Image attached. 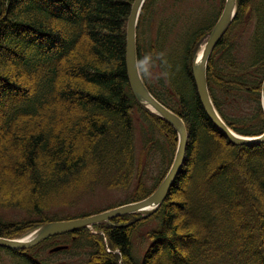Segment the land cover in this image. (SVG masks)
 Returning a JSON list of instances; mask_svg holds the SVG:
<instances>
[{
  "label": "trees",
  "instance_id": "16d2710c",
  "mask_svg": "<svg viewBox=\"0 0 264 264\" xmlns=\"http://www.w3.org/2000/svg\"><path fill=\"white\" fill-rule=\"evenodd\" d=\"M209 1L216 0H199L201 6L146 0L137 23L143 82L188 134L184 163L162 205L147 217L123 215L93 226L94 232L54 236L26 251L0 247L14 264H55L37 261L35 250L60 239L59 246H68L61 253L85 250L81 264H264V144L232 145L207 117L192 77V57L220 14ZM133 2L0 0V210L25 212L19 222L0 213V237L19 238L48 222L119 206L79 215L51 211L73 204L69 192L87 184L126 190L137 174L139 188L123 204L140 201L169 170L177 134L136 101L128 83L126 27ZM236 6L208 61L207 84L224 123L251 137L264 131V0H236ZM247 30L248 50L240 58L237 42ZM139 36L149 40L151 57L140 52ZM173 44L180 67L167 57ZM152 61L161 76L157 88L149 77ZM231 105L248 110L230 117ZM152 161L158 176L145 189ZM141 228H147L145 239Z\"/></svg>",
  "mask_w": 264,
  "mask_h": 264
},
{
  "label": "water",
  "instance_id": "95a60500",
  "mask_svg": "<svg viewBox=\"0 0 264 264\" xmlns=\"http://www.w3.org/2000/svg\"><path fill=\"white\" fill-rule=\"evenodd\" d=\"M146 0H134L127 19L126 27V69L128 75V83L130 90L136 100L155 113L159 117L168 122L177 134V148L171 167L167 174L156 188V190L148 197L133 203H128L98 214H94L84 218H77L64 221H53L43 224L32 232L29 237L20 239H7L0 237V247L10 250H26L30 249L49 237L66 234L90 228L101 222L111 220L113 218L126 215L136 214L143 211L153 212L159 208L167 197L179 171L185 160L186 146L188 142V134L185 124L179 116L163 106L147 89L141 78L136 55V28L142 6ZM236 0H225L223 10L220 17L216 21L209 37L201 48L199 60L197 54L192 63V76L196 87V92L201 105L207 114L209 120L222 133L232 145L253 147L264 144V131L259 136L245 137L233 132L221 119L211 100L207 85V64L210 55L232 24L236 14ZM261 103L264 114V78L261 84ZM66 246H58L50 249V252H58L66 249Z\"/></svg>",
  "mask_w": 264,
  "mask_h": 264
},
{
  "label": "rangeland",
  "instance_id": "374dc122",
  "mask_svg": "<svg viewBox=\"0 0 264 264\" xmlns=\"http://www.w3.org/2000/svg\"><path fill=\"white\" fill-rule=\"evenodd\" d=\"M199 0H187V2H189V5H195L194 3H196L197 5L201 6L200 3L198 2ZM216 6L219 7L218 8V14L221 13L223 6H224V0L223 3L220 2V0H216V1H209V6ZM186 7L181 6V8H179L181 11H186L185 9ZM199 11H197L196 13H194L195 15L198 14ZM166 14V12H162L160 15L164 16ZM194 15V16H195ZM220 15V14H219ZM178 29V25L175 28L176 32ZM252 30V25L250 24V32ZM248 36V30L245 31L240 40L237 42V56L240 58H244L247 52V39L246 37ZM140 39V52L143 54H146L148 57H151V49L148 48L149 45V40H147L144 36H139ZM174 39V37H170L168 39V44L171 45L172 44V40ZM207 39V37H205L197 46V49L195 51V54L197 53V51H199V49L203 46V43L205 42V40ZM175 41V40H174ZM186 47V42L184 43V48ZM176 44H173L172 46H170L167 51V57L169 58H173L175 56H178V52L176 51ZM183 48V50H184ZM171 49H173L176 54L171 55ZM166 57V56H165ZM193 58V57H192ZM174 67H176V65L178 67H180L182 65V59L178 58L177 61L174 59ZM155 62L152 61L151 65L149 66V69H151V74H150V78H151V83L152 86L154 88L158 87V83H157V78H161V76H156L157 74L155 73V68L158 71L157 65L155 66ZM161 75V74H159ZM174 76V74H173ZM183 79V78H182ZM178 83L183 84L184 86L186 85L187 89L189 88V85L187 83L184 82V80H178ZM190 89V88H189ZM191 94V91H190ZM248 110V107H244V109H241L238 106L235 105H231L228 110H227V114L230 117H236L239 115V113ZM138 126V125H137ZM140 131L137 129L136 130V145L138 148L143 147L142 146V142H141V138H140ZM143 141V140H142ZM157 162H151L150 166L146 169V173L144 176V182H146V184L144 183L145 189L149 188V185L152 182V177H157L158 176V170L155 168V164ZM141 176L143 175V173L140 174ZM140 176V178H141ZM88 179V178H87ZM140 180L137 177V174L131 179V183L129 184V186L126 188V190L124 189H116L113 188L112 186L109 185V187L105 186V185H98L95 188H93L94 190H91L92 187H89L90 185H84L81 186L80 188H77L76 190H71L69 192L68 198L73 201V204L71 205H66V206H62L59 208H54L51 211L55 214V215H64V214H68V215H79V214H89L92 212H97V211H101V210H105L107 208L110 207H114V206H121L124 205L123 203L127 202L131 197H134L135 194L134 192L139 188L138 185L140 184ZM147 187V188H146ZM112 188V189H111ZM55 193L57 194H61L63 193V191L61 189H57L55 191ZM147 211H143L140 212L138 214L135 215H139L142 216L146 213ZM1 215L3 216V219L5 220H13V221H23L24 219V215L25 212L18 210V209H14V208H9V209H1L0 210ZM136 216V217H139ZM117 218V217H116ZM130 224V223H129ZM146 230L147 228L143 229L141 228L140 230V234L139 237H142L145 239V234H146ZM90 232H92V229H89ZM32 232V230H31ZM94 232V231H93ZM29 235V232L27 234H25V236ZM84 236H88L86 233L83 234ZM61 242H63L62 239L60 240H54V241H50L47 243H44L43 245H41V247H38L35 250V253L38 254L37 258H35L37 261H41V262H49V261H53L55 264H81L80 261L83 258V255L85 253V250L80 251L79 246L75 247L74 250H72V253H61L60 252H53L50 253V249L59 246L61 244ZM144 245L141 246L140 252L137 251L136 255H139L143 252L144 250ZM108 250V249H107ZM0 264H14V259L13 257L8 254L6 251H0Z\"/></svg>",
  "mask_w": 264,
  "mask_h": 264
},
{
  "label": "bare ground",
  "instance_id": "6f19581e",
  "mask_svg": "<svg viewBox=\"0 0 264 264\" xmlns=\"http://www.w3.org/2000/svg\"><path fill=\"white\" fill-rule=\"evenodd\" d=\"M200 53H201V51H199L198 53H197V61L199 60V57H200ZM29 237V236H28Z\"/></svg>",
  "mask_w": 264,
  "mask_h": 264
}]
</instances>
